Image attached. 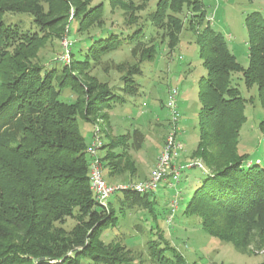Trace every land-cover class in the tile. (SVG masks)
<instances>
[{"label": "trees", "instance_id": "1", "mask_svg": "<svg viewBox=\"0 0 264 264\" xmlns=\"http://www.w3.org/2000/svg\"><path fill=\"white\" fill-rule=\"evenodd\" d=\"M54 1L0 0V264L134 263L121 243L123 237L117 234L105 241L102 236L118 224L115 205L122 215L141 208L157 217L155 193L126 187L116 191L120 195L114 201L99 204L90 190L88 145L78 118L91 122L104 109L124 101L123 95L137 94L141 64L153 59L159 46L148 42L154 29L165 28L160 43L168 38L166 46L172 51L179 43L181 21L175 12L183 6L190 9L188 27L205 69L198 80L195 152L208 170L182 214L196 215L208 234L232 243L240 252L264 248V137L262 160L252 161L238 151L246 99L232 84V75L241 73L246 88L257 85L264 109V20L260 14L254 11L245 19L250 41L247 67L236 60L221 33L210 25L199 29L205 19L199 0H158L149 15L150 24H140L126 34L100 29L78 40L71 37L69 62L58 60L60 67L56 63L47 67L33 59L53 21H62L59 12L53 15ZM73 4L75 13L78 8ZM6 13L27 14L32 26L25 27L23 21L6 23ZM77 20L93 22L87 12ZM124 46L138 61L121 75L118 89L81 84L85 70ZM67 88L74 96L71 102L59 99ZM259 128L264 134V121ZM115 147L114 140L102 145L106 160L122 157L115 154ZM109 163L110 169L124 166L122 159ZM150 229L152 237L146 242L150 263L188 264L167 244L157 223Z\"/></svg>", "mask_w": 264, "mask_h": 264}, {"label": "rangeland", "instance_id": "2", "mask_svg": "<svg viewBox=\"0 0 264 264\" xmlns=\"http://www.w3.org/2000/svg\"><path fill=\"white\" fill-rule=\"evenodd\" d=\"M199 1L202 4L200 11L205 13L203 26L199 29L210 25L216 32L221 33L236 60L243 67H247L250 61V41L245 19L255 11L264 20V0ZM73 2L78 8L75 13L71 9ZM157 2L158 0H55L53 15L56 16L59 12L62 21H53L33 60L47 67H51L52 63L60 67L58 58L65 52L68 43L69 49L71 37L78 40L83 34L98 32L100 29L126 34L140 24L149 25V15L155 10ZM68 10L70 11L67 12ZM85 12L93 18L92 23L89 24L87 20L80 23L77 20ZM175 14L181 19L180 29L177 31L179 43L170 51L166 46L168 38L165 37V41L160 43L165 28L154 29L148 42H155L159 46L155 57L141 64L143 73L136 76L140 84L137 94L123 95L124 101L116 103L111 109H104L93 117L91 122L78 118L79 129L88 145L87 152L95 141H100L102 145L109 140L115 141V154H122L121 166H124L121 169L116 165L110 169L111 160L121 159L106 160L102 145L96 153L102 164L104 179L112 186L130 187L152 180L156 162L171 134L176 143L181 144V148L173 155V165L177 167L189 162H200L204 169L184 168L176 186L178 193L167 188L163 182L160 183L154 190L157 217H152L148 210L141 208H135L122 215L118 213L115 205L118 224L108 228L102 237L108 241L118 234L124 238L121 243L129 249L134 258L133 264H152L148 261L146 242L152 237L151 226L157 223L164 231L163 236L167 244L181 254L188 264H259L264 259V248L249 250L247 253L240 252L232 243L208 234L196 215L182 214L193 190L208 170L195 152L199 141L198 80L205 74V69L199 56L198 45L194 41V34L188 27L190 9L183 6ZM211 14L212 19L208 21ZM3 19L6 23L23 21L25 27L32 26L27 14L6 13ZM55 20L58 18L55 17ZM137 61V56L129 47L118 48L105 55L97 66L85 70L80 75L81 84L85 87L95 84L118 89L121 75ZM232 84L246 99V120L239 131L238 151L247 154L252 161L262 160L264 134L259 124L264 121V109L258 97L257 85L246 88L241 73L232 75ZM172 87L178 89L177 107L180 118L176 123H173L166 107ZM59 99L71 102L74 96L67 88L61 92ZM134 129L138 130L136 134L132 133ZM87 156L89 158V155ZM117 195H120V192L113 193L109 200L114 201ZM71 225L69 221L66 227Z\"/></svg>", "mask_w": 264, "mask_h": 264}, {"label": "built area", "instance_id": "3", "mask_svg": "<svg viewBox=\"0 0 264 264\" xmlns=\"http://www.w3.org/2000/svg\"><path fill=\"white\" fill-rule=\"evenodd\" d=\"M212 19V14L208 17V20ZM69 44V43H68ZM68 44L65 46V52L58 58L61 62H69V49L67 48ZM177 95L178 89L172 87L169 90V95L167 98L166 107L168 108L170 117L172 118L173 123L178 122L180 118V113L177 107ZM102 145L100 141H95L92 148L89 149V185L90 190L92 191L95 200L101 204L106 205L110 199V196L116 191L126 188L125 186L116 187L108 184L103 176L102 164L97 156V149ZM181 148V144L176 143L175 138L169 136L167 145L160 155L159 159L156 162L152 174V180L143 183L131 185L130 188L135 189L139 192H151L159 187L160 183H164L167 188L173 189L175 193H178L176 186L180 182L181 172L184 168L198 167L204 169L200 162H189L184 165H179L175 167L173 165V155ZM173 166V167H172Z\"/></svg>", "mask_w": 264, "mask_h": 264}]
</instances>
